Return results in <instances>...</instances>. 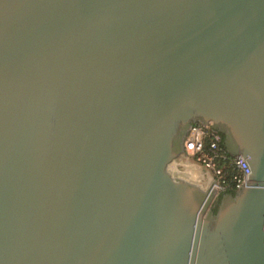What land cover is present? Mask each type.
Wrapping results in <instances>:
<instances>
[{"label":"water","instance_id":"95a60500","mask_svg":"<svg viewBox=\"0 0 264 264\" xmlns=\"http://www.w3.org/2000/svg\"><path fill=\"white\" fill-rule=\"evenodd\" d=\"M0 264H264V0H0Z\"/></svg>","mask_w":264,"mask_h":264},{"label":"built area","instance_id":"2783aa9c","mask_svg":"<svg viewBox=\"0 0 264 264\" xmlns=\"http://www.w3.org/2000/svg\"><path fill=\"white\" fill-rule=\"evenodd\" d=\"M221 134L209 126L194 123L186 135L185 153L197 158V161L215 180L217 193L226 190L228 182H232L236 190L243 183H248V174L251 173L248 162L241 155L232 156L221 144ZM225 166L235 168V173L229 178Z\"/></svg>","mask_w":264,"mask_h":264},{"label":"trees","instance_id":"16d2710c","mask_svg":"<svg viewBox=\"0 0 264 264\" xmlns=\"http://www.w3.org/2000/svg\"><path fill=\"white\" fill-rule=\"evenodd\" d=\"M222 140H221V144L223 146V136L221 135ZM225 171L226 173L229 175V178L235 173V168L232 166H225ZM236 187L232 182H228V185L226 187V190L223 191L224 192H232V193H236ZM216 210V209H215Z\"/></svg>","mask_w":264,"mask_h":264},{"label":"rangeland","instance_id":"374dc122","mask_svg":"<svg viewBox=\"0 0 264 264\" xmlns=\"http://www.w3.org/2000/svg\"><path fill=\"white\" fill-rule=\"evenodd\" d=\"M184 156H185L186 158H188V161H189L192 165H198V166L203 167V166L197 161V158H196V157L191 156V155L188 154V153H184ZM209 174H210L211 177H212V174H211V173H209ZM222 193H223V192H219V193L216 195L215 200H216L217 198H219V197L221 196ZM215 200H214V201H215ZM213 203H214V202H213Z\"/></svg>","mask_w":264,"mask_h":264}]
</instances>
